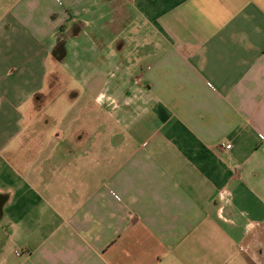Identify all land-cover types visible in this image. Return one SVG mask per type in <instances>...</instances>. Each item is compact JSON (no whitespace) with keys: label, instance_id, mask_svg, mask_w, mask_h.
Wrapping results in <instances>:
<instances>
[{"label":"crops","instance_id":"obj_1","mask_svg":"<svg viewBox=\"0 0 264 264\" xmlns=\"http://www.w3.org/2000/svg\"><path fill=\"white\" fill-rule=\"evenodd\" d=\"M57 64L79 80L69 100L90 96L71 140L103 117L120 129L97 181L94 167L26 178ZM0 264H264V0H15L0 19Z\"/></svg>","mask_w":264,"mask_h":264},{"label":"rangeland","instance_id":"obj_2","mask_svg":"<svg viewBox=\"0 0 264 264\" xmlns=\"http://www.w3.org/2000/svg\"><path fill=\"white\" fill-rule=\"evenodd\" d=\"M14 1L0 0V19L7 14ZM70 23V20L67 21L63 27L67 28ZM69 52L70 59H73L74 49L71 45ZM54 67L62 74L61 91L50 103L46 102L47 104L45 103L41 110L39 117L40 123L43 125L42 130H38L39 126H42L39 125L38 127L32 126L31 133L27 132L28 140L33 148V156L24 165L26 178L32 183H37V173L41 171L43 178H45L44 183H50L60 181V173L68 172L70 168H78L81 173L85 172L86 168L94 167L100 170L94 179L97 181L103 167L109 166L102 163L104 156L110 158V167H113L117 160L118 143L116 137L120 129L113 120L103 117L99 119L97 125L91 127L89 133L92 135L84 136L77 142L72 141V126L77 125L75 122L81 111L91 107L90 96L82 94L74 100H69L67 92L71 88L80 89L79 80L72 77L64 65L57 64ZM86 120V115H84L81 121ZM65 150H73L76 154H73L72 157L60 156ZM58 151L59 154H57ZM87 151L89 152L85 154Z\"/></svg>","mask_w":264,"mask_h":264},{"label":"trees","instance_id":"obj_3","mask_svg":"<svg viewBox=\"0 0 264 264\" xmlns=\"http://www.w3.org/2000/svg\"><path fill=\"white\" fill-rule=\"evenodd\" d=\"M73 25L74 26H72V28H71V34H76L78 31V27H79V25H81V23H75ZM67 35L63 34V33L58 34L57 40H56V45L54 46V48L52 50L53 58L58 60V61L62 60V58L65 56V52H66V50H65V38Z\"/></svg>","mask_w":264,"mask_h":264},{"label":"built area","instance_id":"obj_4","mask_svg":"<svg viewBox=\"0 0 264 264\" xmlns=\"http://www.w3.org/2000/svg\"><path fill=\"white\" fill-rule=\"evenodd\" d=\"M218 147L223 148V149H229L231 147L230 143H220Z\"/></svg>","mask_w":264,"mask_h":264}]
</instances>
